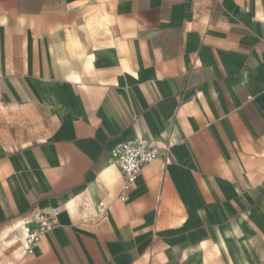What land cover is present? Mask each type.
<instances>
[{
    "label": "crops",
    "instance_id": "0c3cea01",
    "mask_svg": "<svg viewBox=\"0 0 264 264\" xmlns=\"http://www.w3.org/2000/svg\"><path fill=\"white\" fill-rule=\"evenodd\" d=\"M0 264H264V0H0Z\"/></svg>",
    "mask_w": 264,
    "mask_h": 264
},
{
    "label": "built area",
    "instance_id": "2783aa9c",
    "mask_svg": "<svg viewBox=\"0 0 264 264\" xmlns=\"http://www.w3.org/2000/svg\"><path fill=\"white\" fill-rule=\"evenodd\" d=\"M172 146L173 143L170 141L162 142L141 136L120 144L115 154V165L123 178V189L128 190L132 187L141 171L153 162L163 159L165 163H169V152ZM100 207L103 206L100 205ZM34 219L36 226L27 231L24 254H30L41 235L51 230L54 224L47 213H37Z\"/></svg>",
    "mask_w": 264,
    "mask_h": 264
}]
</instances>
